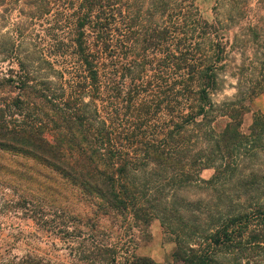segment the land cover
<instances>
[{
    "label": "trees",
    "instance_id": "1",
    "mask_svg": "<svg viewBox=\"0 0 264 264\" xmlns=\"http://www.w3.org/2000/svg\"><path fill=\"white\" fill-rule=\"evenodd\" d=\"M25 1L29 20L0 34V152L57 179L54 188L34 181L25 195L71 193L88 208L76 206L75 215L87 231L111 217L127 237L156 218L174 238V259L186 264H264V201L253 196L264 189V171L243 172L264 154V115L242 129L264 60L252 61L246 80L244 64L237 68L232 98L213 99L229 62L220 32L244 17L245 2L224 22L206 19L195 0ZM34 21L40 28L26 32ZM240 29L249 37L241 45L264 56V28ZM205 168L214 170L207 181ZM201 184L226 204L208 210L190 200ZM44 200L35 211L46 226Z\"/></svg>",
    "mask_w": 264,
    "mask_h": 264
},
{
    "label": "rangeland",
    "instance_id": "2",
    "mask_svg": "<svg viewBox=\"0 0 264 264\" xmlns=\"http://www.w3.org/2000/svg\"><path fill=\"white\" fill-rule=\"evenodd\" d=\"M218 1H220L218 4L217 0H195V3L208 20L216 14V17L225 22L229 15H235V7L241 2H245L246 11L243 18L220 32L223 39L230 42L229 62L220 74L222 88L213 96L216 102H221L232 98L237 91V78L241 76L238 67L244 64L246 71L243 72L242 78L246 80L255 74L249 69L252 61L264 60L260 49L256 51L259 59H255L252 56L253 49L248 48L249 42L245 43L246 48L244 44L241 45L243 41L249 40V37L240 29L247 24H258L264 28V0ZM25 2V0H0V34L13 30L25 20H29L27 15L29 7ZM215 6L218 8L215 9ZM29 28L26 32L34 33L40 28L39 22H31ZM5 66L6 63L0 60V69ZM260 114L264 115V82L257 84L249 97L247 112L242 116V129L246 130L253 116ZM246 164L248 165H244L246 169L243 172L253 169L262 174L263 152L254 159L246 161ZM213 173V168H205L199 176L201 180L207 181ZM54 175L39 163L33 164L31 160L26 161L20 156L0 152V264H119L124 259H132V257H146L156 264H186L174 259L176 246L174 238L164 230L156 218L140 230L136 227L132 231H127V237L123 235L124 228L120 225V220L111 217H100L94 221L95 228L87 231L88 227L82 225L75 215L80 214L78 206L83 210L88 208L74 200L69 192L62 193L63 196L60 197L57 192L42 196L47 203L44 211L47 219L44 220L51 221L46 223V226L43 225L44 222L39 220L35 211L37 210L35 202L40 205L38 201L43 198L39 196L29 198L23 192V188L34 184V181L50 183L51 185H48L54 188L57 183ZM45 179L47 180L44 181ZM262 184L260 188L264 187V183ZM215 192L201 184L193 187L187 197L190 200H203L206 205L211 206L207 207L208 210H214L215 207L212 206L218 202L219 210L226 202L225 199L219 201L220 195ZM253 194L257 203H263L264 189ZM251 201L252 199L245 200L247 205ZM63 204L64 213L58 212L57 207L60 208L59 206ZM204 216L205 214L202 215ZM62 219L66 224L62 223ZM111 255L115 256V263L110 262ZM251 257L252 263L258 258L256 253H252Z\"/></svg>",
    "mask_w": 264,
    "mask_h": 264
}]
</instances>
